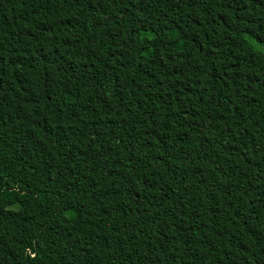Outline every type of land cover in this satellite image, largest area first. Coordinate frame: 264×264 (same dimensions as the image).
Returning <instances> with one entry per match:
<instances>
[{
    "label": "trees",
    "instance_id": "trees-1",
    "mask_svg": "<svg viewBox=\"0 0 264 264\" xmlns=\"http://www.w3.org/2000/svg\"><path fill=\"white\" fill-rule=\"evenodd\" d=\"M259 46L264 0H0V264H264Z\"/></svg>",
    "mask_w": 264,
    "mask_h": 264
},
{
    "label": "rangeland",
    "instance_id": "rangeland-1",
    "mask_svg": "<svg viewBox=\"0 0 264 264\" xmlns=\"http://www.w3.org/2000/svg\"><path fill=\"white\" fill-rule=\"evenodd\" d=\"M255 42H256V41H255ZM256 43H257V42H256ZM258 48H259L260 50H263V49H264V47H260V46H259Z\"/></svg>",
    "mask_w": 264,
    "mask_h": 264
}]
</instances>
